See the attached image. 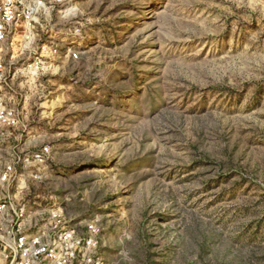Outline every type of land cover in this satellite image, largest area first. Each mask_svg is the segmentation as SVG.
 <instances>
[{
    "label": "rangeland",
    "instance_id": "rangeland-1",
    "mask_svg": "<svg viewBox=\"0 0 264 264\" xmlns=\"http://www.w3.org/2000/svg\"><path fill=\"white\" fill-rule=\"evenodd\" d=\"M44 1L3 47L29 197L108 264H264V0Z\"/></svg>",
    "mask_w": 264,
    "mask_h": 264
},
{
    "label": "built area",
    "instance_id": "built-area-1",
    "mask_svg": "<svg viewBox=\"0 0 264 264\" xmlns=\"http://www.w3.org/2000/svg\"><path fill=\"white\" fill-rule=\"evenodd\" d=\"M44 5V0H0V264H108L101 252V213L84 219L82 230L61 204L42 205L28 194L47 169L50 149L30 146L33 128L8 104L11 71L3 47Z\"/></svg>",
    "mask_w": 264,
    "mask_h": 264
}]
</instances>
